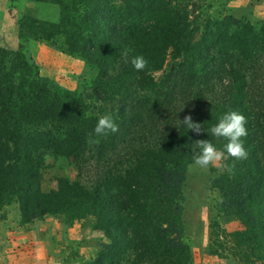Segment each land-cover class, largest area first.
<instances>
[{
    "label": "trees",
    "instance_id": "trees-1",
    "mask_svg": "<svg viewBox=\"0 0 264 264\" xmlns=\"http://www.w3.org/2000/svg\"><path fill=\"white\" fill-rule=\"evenodd\" d=\"M9 1L58 15L22 12L17 48L0 46V207L17 205L22 226L93 218L103 241L87 264H191L183 194L191 146L208 139L222 148L204 129L238 111L247 157L212 170L209 250L264 264V21L213 18L211 0ZM31 41L82 61L86 83L71 90L42 76ZM138 54L148 60L142 71L130 63ZM105 114L117 131L97 136ZM185 116L200 134L179 122ZM226 218L238 229L222 228Z\"/></svg>",
    "mask_w": 264,
    "mask_h": 264
},
{
    "label": "rangeland",
    "instance_id": "rangeland-1",
    "mask_svg": "<svg viewBox=\"0 0 264 264\" xmlns=\"http://www.w3.org/2000/svg\"><path fill=\"white\" fill-rule=\"evenodd\" d=\"M211 1L209 13L213 18L232 15L253 24L264 21V0ZM28 10L39 18L49 20H56L58 15L57 7L52 5L0 0V46L10 50L17 48V20L22 12ZM26 48L42 76L59 86L74 90L86 83L89 72L79 59L61 54L54 47L41 42L31 41ZM225 163L226 159L210 164L207 169L198 166L188 169L183 194L186 198L184 223L192 252L191 264H241L236 259L214 256L209 250L210 224L215 215L216 202V193L209 185V178L212 170L224 171ZM65 174L75 177L71 170ZM50 175L52 177L57 174ZM93 224L94 219L87 217L76 225L77 230L85 233L84 237L77 240L65 238L67 233L61 230L64 225L60 217H49L46 221L35 220L22 226L17 205L0 207V264H59V257L54 263L46 259L47 250L59 254L63 264H87L103 241L101 235L93 231ZM220 225L228 232L239 227L232 218L221 220ZM38 240H41L40 244L35 243ZM51 241L53 245L43 247L44 243Z\"/></svg>",
    "mask_w": 264,
    "mask_h": 264
},
{
    "label": "clouds",
    "instance_id": "clouds-1",
    "mask_svg": "<svg viewBox=\"0 0 264 264\" xmlns=\"http://www.w3.org/2000/svg\"><path fill=\"white\" fill-rule=\"evenodd\" d=\"M130 63L135 71H142L147 67L148 60L143 55L138 54L131 57ZM179 122L195 134H200L202 131L201 124L194 122L191 116H185ZM246 124L247 119L242 113L232 110L226 111L210 129H204L207 133L210 132L213 137L223 139L226 143L223 144L222 148H217L208 139L196 140L191 146L194 156L193 164L189 167L198 166L200 169H207L210 164L227 157L236 160L245 159L247 150L243 138L248 134ZM93 131L97 136L106 135L108 132L114 133L117 131V124L111 114H105L97 119Z\"/></svg>",
    "mask_w": 264,
    "mask_h": 264
},
{
    "label": "crops",
    "instance_id": "crops-1",
    "mask_svg": "<svg viewBox=\"0 0 264 264\" xmlns=\"http://www.w3.org/2000/svg\"><path fill=\"white\" fill-rule=\"evenodd\" d=\"M49 217H51V216H46V217H44V218H42V219H40V220H42V221H46L47 220V218H49ZM46 223V222H45ZM76 225H77V223L76 224H74L72 227H65V226H62L61 227V230L62 231H64V232H66L67 233V235L65 236V238H72V239H79V238H82V237H84V235H85V233H83L82 231H79V230H77L76 229ZM45 226V225H44ZM40 227V226H39ZM43 227V226H42ZM60 230V231H61ZM41 232H44V231H41ZM40 232V233H41ZM83 233V234H82ZM82 236H81V235ZM60 235V234H59ZM60 239H61V237H59ZM60 239L58 240V242L60 241ZM36 244H40L41 243V240H38V242H35ZM50 245H53V242L51 241V242H47V243H44V248H48V246H50ZM59 257V259H60V262H59V264H61L62 263V261H61V256L58 254H55V252H51V251H49V250H47V256H46V259H48L50 262H55V260H56V258H58ZM48 261V262H49ZM54 264H58V263H54ZM63 264V263H62ZM70 264H76V263H70Z\"/></svg>",
    "mask_w": 264,
    "mask_h": 264
}]
</instances>
